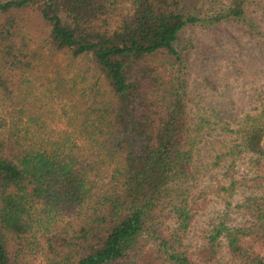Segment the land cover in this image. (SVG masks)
I'll use <instances>...</instances> for the list:
<instances>
[{
  "label": "trees",
  "instance_id": "1",
  "mask_svg": "<svg viewBox=\"0 0 264 264\" xmlns=\"http://www.w3.org/2000/svg\"><path fill=\"white\" fill-rule=\"evenodd\" d=\"M256 1L0 0V264H264V101L236 129L248 173L196 226L179 46L189 24L257 29ZM36 81L65 126L15 105Z\"/></svg>",
  "mask_w": 264,
  "mask_h": 264
},
{
  "label": "rangeland",
  "instance_id": "2",
  "mask_svg": "<svg viewBox=\"0 0 264 264\" xmlns=\"http://www.w3.org/2000/svg\"><path fill=\"white\" fill-rule=\"evenodd\" d=\"M249 14L258 22L257 29L224 20L207 25L189 24L179 34V46L184 50L188 71L186 144L192 147L194 155L187 188L195 193L208 192L206 206L196 215V226L204 224L223 208V193L215 191L217 182L226 184L230 180L228 174L234 172V176L239 177L249 170L246 156H236L239 141L236 129L244 115L261 110L264 101V0L256 1ZM36 84L31 94L47 92L39 81ZM41 97L48 99L45 94ZM26 100L32 103L15 105L26 108L29 114L36 111L54 125H66L59 121V113H64L56 106L69 108L70 101L64 99L57 103L59 99L54 97L46 103L38 99V94L34 99L22 101ZM254 192L252 187L240 185L230 200L235 203L244 194ZM213 264L242 263L232 260L224 248Z\"/></svg>",
  "mask_w": 264,
  "mask_h": 264
}]
</instances>
